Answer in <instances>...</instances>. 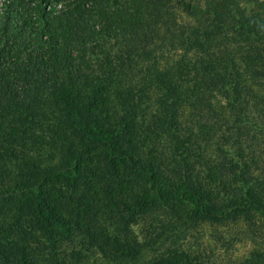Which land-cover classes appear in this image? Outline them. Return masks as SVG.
Instances as JSON below:
<instances>
[{
	"label": "trees",
	"instance_id": "obj_1",
	"mask_svg": "<svg viewBox=\"0 0 264 264\" xmlns=\"http://www.w3.org/2000/svg\"><path fill=\"white\" fill-rule=\"evenodd\" d=\"M204 225L264 264V0H0V264H216Z\"/></svg>",
	"mask_w": 264,
	"mask_h": 264
},
{
	"label": "rangeland",
	"instance_id": "obj_2",
	"mask_svg": "<svg viewBox=\"0 0 264 264\" xmlns=\"http://www.w3.org/2000/svg\"><path fill=\"white\" fill-rule=\"evenodd\" d=\"M183 21L186 23L190 20L183 15ZM218 109L224 106L223 101L216 103ZM259 228L264 232V226L260 225ZM244 229H236L232 226L228 228L218 226L204 225L199 229V232L192 239L193 247L202 245V249H206L208 255L212 258V262H227L240 261L250 254L255 248L249 239L245 238ZM226 238V239H225ZM223 240V241H222ZM192 245V244H191Z\"/></svg>",
	"mask_w": 264,
	"mask_h": 264
}]
</instances>
